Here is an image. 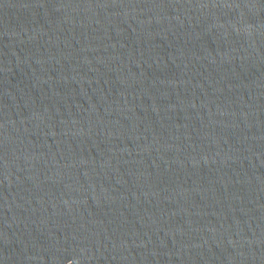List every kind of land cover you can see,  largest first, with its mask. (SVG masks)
<instances>
[{
  "label": "water",
  "instance_id": "1",
  "mask_svg": "<svg viewBox=\"0 0 264 264\" xmlns=\"http://www.w3.org/2000/svg\"><path fill=\"white\" fill-rule=\"evenodd\" d=\"M0 264H264V0H0Z\"/></svg>",
  "mask_w": 264,
  "mask_h": 264
}]
</instances>
